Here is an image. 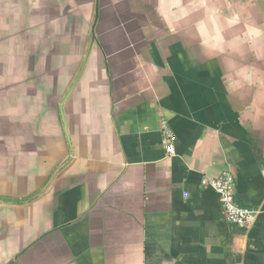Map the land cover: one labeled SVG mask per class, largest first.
<instances>
[{"label":"crops","instance_id":"crops-1","mask_svg":"<svg viewBox=\"0 0 264 264\" xmlns=\"http://www.w3.org/2000/svg\"><path fill=\"white\" fill-rule=\"evenodd\" d=\"M0 264H264V0H0Z\"/></svg>","mask_w":264,"mask_h":264},{"label":"built area","instance_id":"built-area-1","mask_svg":"<svg viewBox=\"0 0 264 264\" xmlns=\"http://www.w3.org/2000/svg\"><path fill=\"white\" fill-rule=\"evenodd\" d=\"M160 129L164 140L166 153L172 155L175 151L176 136L171 131L167 121H160ZM201 185L213 189L219 200L223 218L240 228H248L255 219L253 209L239 205L236 199V178L230 170H224L219 175L203 178Z\"/></svg>","mask_w":264,"mask_h":264}]
</instances>
